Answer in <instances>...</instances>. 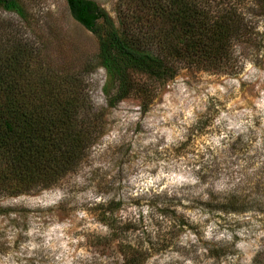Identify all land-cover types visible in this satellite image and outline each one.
<instances>
[{"label":"rangeland","instance_id":"rangeland-1","mask_svg":"<svg viewBox=\"0 0 264 264\" xmlns=\"http://www.w3.org/2000/svg\"><path fill=\"white\" fill-rule=\"evenodd\" d=\"M19 1L26 19L0 9V37L17 35L56 69L81 72L83 93L106 115L103 134L57 184L0 195V264H126V245L149 250L143 264H264V205L218 211L230 198L264 199L255 195L264 192V10L255 0H241L249 32L226 68L182 66L153 81L147 101L109 109L96 37L65 0ZM92 1L115 20L129 2Z\"/></svg>","mask_w":264,"mask_h":264},{"label":"trees","instance_id":"trees-1","mask_svg":"<svg viewBox=\"0 0 264 264\" xmlns=\"http://www.w3.org/2000/svg\"><path fill=\"white\" fill-rule=\"evenodd\" d=\"M65 2L73 19L98 41L96 65L105 71L108 109L130 96L147 101L150 84L173 79L182 66L226 68L234 43L249 32L241 0H129L124 10L118 8L116 20L92 0ZM255 3L264 10V0ZM0 9L26 19L19 0H0ZM83 82L81 72L56 69L17 35L0 37V195L51 188L78 167L103 134L106 114L93 107ZM251 197L230 198L218 211L264 205V199ZM104 222L117 239L120 232ZM126 246V264L149 258L148 249Z\"/></svg>","mask_w":264,"mask_h":264}]
</instances>
